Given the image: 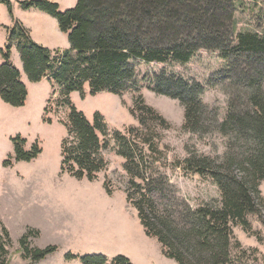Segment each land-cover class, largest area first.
I'll use <instances>...</instances> for the list:
<instances>
[{
    "label": "trees",
    "instance_id": "trees-1",
    "mask_svg": "<svg viewBox=\"0 0 264 264\" xmlns=\"http://www.w3.org/2000/svg\"><path fill=\"white\" fill-rule=\"evenodd\" d=\"M0 3L13 13L11 0ZM20 5L55 17L68 35L70 47L52 49L39 44L16 20L7 28L8 44L0 47V97L14 107L27 101V85L12 61L16 46L29 80L48 78L51 82L53 92L44 113L54 102L69 109L67 121H62L67 136L61 143V170L77 179L96 180L108 167L103 151L109 148L112 135L130 178L127 200L138 211L146 234L158 239L167 257L179 264H248L254 249L241 246L234 228L253 232L251 215L264 224L260 189L264 180V28L236 32L237 0H78L65 11L51 0H23ZM202 49L219 52L227 62L220 72L230 95L222 120L217 113L210 115L200 82L170 75L165 69L153 71L147 79L151 90L183 104L184 129L193 133L214 130L227 140L222 156L191 151L175 161L184 175L211 178L220 189V199L193 207L178 196L167 175L153 171L158 160L154 156L161 152L158 128H168L170 123L139 93L137 67L140 63H187ZM86 85L92 95L137 92L130 111L138 125L126 131L112 130L100 111L88 118L71 98L73 92L84 96ZM57 87L59 95L53 100ZM45 121L52 123L51 119ZM11 140L14 154L4 166L32 161L43 151L38 141L27 150L28 140L21 134ZM104 186L112 194L108 181ZM154 192L166 196L167 203H159ZM255 235L263 240L260 232ZM29 237L30 231L20 239L25 258L39 261L57 250L53 245L34 248ZM11 244V234L3 227L0 264L10 263ZM66 258L80 259L82 264L109 261L104 254L67 253ZM111 264L135 263L119 254Z\"/></svg>",
    "mask_w": 264,
    "mask_h": 264
},
{
    "label": "rangeland",
    "instance_id": "rangeland-1",
    "mask_svg": "<svg viewBox=\"0 0 264 264\" xmlns=\"http://www.w3.org/2000/svg\"><path fill=\"white\" fill-rule=\"evenodd\" d=\"M11 1L12 14L5 4L0 3V47L8 44L7 28L19 20L15 17L17 12L25 11L20 5L23 0ZM51 1L59 3L61 10L65 11L74 7L78 0ZM263 28L264 0H237L236 32H261ZM61 39L67 46L61 49L69 48L68 35ZM17 55L22 81L27 85L30 81L21 65L19 52ZM226 65L219 52L202 49L187 63H140L137 67L141 85L139 93L170 123L168 128H158L162 134L161 152L154 156L158 160L153 171L167 175L178 196L193 207L220 199V189L211 178L184 175L175 161L185 158L191 151L222 156L227 140L214 130L193 133L184 129L183 104L176 98L151 90L148 87V74L165 69L170 75L200 82L205 87L202 98L209 107L210 115L217 113L222 120L227 114L230 98L227 81L220 76ZM48 85L37 91L31 90L26 104L21 107L11 106L0 97V229L7 228L12 237L9 264H82L80 259H67V253L104 254L109 259L107 264H111L113 257L119 254L128 258L131 256L135 264H179L163 253V247L156 237L146 234L138 211L127 202L130 178L123 166L124 159L116 152L117 144L112 135L108 138L109 148L103 151L109 162L108 167L99 173L96 180L77 179L61 170V143L67 136L62 121H67L69 109L54 102L50 111L44 113L46 92L49 98L53 92ZM56 89L53 100L59 95V88ZM136 95L134 91L123 95L106 91L92 95L86 85L84 96L73 92L71 98L78 110L88 118L92 119L93 114L100 111L112 130L126 131L128 127L138 125L130 111ZM45 119H51L52 123ZM207 125L210 126V123ZM18 134L28 140L27 150L38 141L43 151L32 161H15L11 166H4V161L14 154L11 139ZM105 181L113 191L108 194H117L110 202L111 206L104 207L99 192L104 190ZM260 189L264 197V180L260 183ZM153 197L159 203L168 201L159 192H154ZM249 219L253 232L236 226L235 236L243 248L254 249L249 252L248 264H264V224L257 216L251 215ZM29 231L32 247L53 245L57 250L39 261L25 258L20 239ZM257 232L261 233L263 240L255 235Z\"/></svg>",
    "mask_w": 264,
    "mask_h": 264
},
{
    "label": "crops",
    "instance_id": "crops-1",
    "mask_svg": "<svg viewBox=\"0 0 264 264\" xmlns=\"http://www.w3.org/2000/svg\"><path fill=\"white\" fill-rule=\"evenodd\" d=\"M14 11L16 13V7L14 8ZM17 13H18V15L16 14L15 17L17 19L21 20L23 22V24L31 30V36L35 42L42 44L44 46H47L49 48H52V49L67 47V46H65V44L63 43V40L61 39L62 37H65V35L67 36V34L61 30L59 23L55 17H53L52 15H50L46 12H43V11L37 9V8L25 9V11L20 10ZM18 52H19V50L17 49L16 46H14L12 49V61L18 68H20L19 58L17 55ZM2 61H3L2 56L0 54V64L2 63ZM21 65H23V62H21ZM48 84H50V87L52 88L51 82L49 81L48 78H44L40 82H31V81L28 82L27 83V88H28L27 99L30 96L31 90L37 91V90L41 89V87L49 86ZM46 93L47 94L45 96V100L43 102V105L47 104V101L49 99V97H48L49 94H48V92H46ZM45 101H46V103H45ZM103 188H104V190H100V192H99L101 203L104 207L106 205L111 206L110 202H112L113 198L115 197V195L117 193L115 192V194H113L114 196L109 195L104 186H103ZM93 197L94 196H92V198ZM126 200H127V198H126ZM127 202H128V200H127ZM160 248H161V246H160ZM130 257L131 256H129V258ZM131 260H133V259H131Z\"/></svg>",
    "mask_w": 264,
    "mask_h": 264
}]
</instances>
